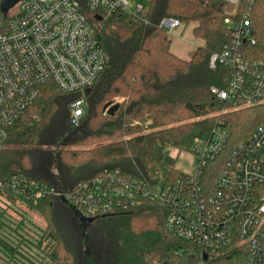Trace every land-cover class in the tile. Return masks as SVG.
Listing matches in <instances>:
<instances>
[{
	"label": "trees",
	"instance_id": "trees-1",
	"mask_svg": "<svg viewBox=\"0 0 264 264\" xmlns=\"http://www.w3.org/2000/svg\"><path fill=\"white\" fill-rule=\"evenodd\" d=\"M227 9L223 1L149 0L139 18L122 10L109 16L86 11L108 60L85 92L84 116L77 125L71 121L69 104L79 92L63 93L55 83H46L0 143V179L19 174L73 189L105 172H118L123 179H138L151 187L182 173L171 150L191 152L193 140L208 137L215 124L228 126L230 145L248 139L264 120V104L233 108L212 93L214 87L227 88L228 69L209 66L211 55L222 52L231 41ZM164 18L195 24L193 34L202 45L190 60L170 51V36L159 28ZM250 19L256 44L244 46L245 56L264 61V0H256ZM9 199V208L21 201L39 213L45 227L37 240H20L7 233L17 228L11 227L8 206L1 207L0 259L6 258L5 264H34L32 256L39 253L52 264L201 261L194 245L166 231L167 210L149 199L128 210L81 221L80 227H89L87 235L61 227L55 214L57 204L64 203L60 199ZM25 246L37 254L24 252Z\"/></svg>",
	"mask_w": 264,
	"mask_h": 264
},
{
	"label": "built area",
	"instance_id": "built-area-1",
	"mask_svg": "<svg viewBox=\"0 0 264 264\" xmlns=\"http://www.w3.org/2000/svg\"><path fill=\"white\" fill-rule=\"evenodd\" d=\"M4 1L0 0V143L49 82L63 93H80L69 104L71 121L77 125L85 114V92L108 60L86 11L109 16L122 10L139 18L146 8L139 4L132 10L128 0H18L5 11ZM211 1L231 8L225 19L231 41L209 62L212 69H228L227 88L214 87L212 93L233 108L263 105L264 61L248 60L244 52L245 45L256 44L250 19L256 0ZM181 25L178 19L164 18L159 28L170 35ZM191 152L198 158L195 174L181 173L151 187L138 179H123L118 172H105L73 189L14 174L0 179V208L10 204L9 196L35 202L52 197L93 219L149 199L167 210L166 231L199 250V264H264V120L235 145H230L228 126L215 124L208 137L193 140Z\"/></svg>",
	"mask_w": 264,
	"mask_h": 264
},
{
	"label": "rangeland",
	"instance_id": "rangeland-1",
	"mask_svg": "<svg viewBox=\"0 0 264 264\" xmlns=\"http://www.w3.org/2000/svg\"><path fill=\"white\" fill-rule=\"evenodd\" d=\"M128 1L130 2L132 10H135L137 5L139 4L143 5L145 8L149 4V0H128ZM227 8H228L227 11L230 15L231 8H229L228 6ZM194 26L195 24H190V25L182 24L181 27L176 29L174 34L169 35L170 51L185 60H190L197 47L202 45V42L198 40L193 34ZM116 100L121 101V98H116ZM171 155L176 158V168L178 169V171L189 175L195 174L198 164V158L193 152L183 151L179 154L177 149H173L171 150ZM63 202L64 203H58L55 208V214L61 227L64 230L70 231L71 233L74 234L77 233H82L85 235L89 234L90 232L89 227L87 226L83 228L80 227L81 224L80 215H75L72 209L69 207V205H67L65 201ZM7 206L8 209L6 213L11 215L13 220L11 227H13V229L17 228L15 231L13 230L12 233H11L12 228H9V230H7V233L9 232L8 234L10 235L15 234L16 237L19 238L20 240L23 237H27L31 241L37 240V238L42 234L43 228L45 227V222L42 216L37 212L28 210L21 203V201H17L12 208H9V204ZM18 211L23 215H20ZM18 225H22V226L20 227ZM30 247L33 248V245H30ZM23 249L24 252H28V253L31 252L37 254L36 252H33L32 249L27 248V246H25ZM32 258L34 259L33 260L34 264H52L49 261V259H47L42 253H39L36 256H32ZM5 259L6 258H3L2 256L0 259V264H5L6 262ZM25 264L28 263L25 262Z\"/></svg>",
	"mask_w": 264,
	"mask_h": 264
},
{
	"label": "water",
	"instance_id": "water-1",
	"mask_svg": "<svg viewBox=\"0 0 264 264\" xmlns=\"http://www.w3.org/2000/svg\"><path fill=\"white\" fill-rule=\"evenodd\" d=\"M17 1L18 0H5L4 1V5H3L4 6V10L8 11V9L11 8ZM98 19L101 20V18H98ZM78 215H80V214H78ZM80 219H81V221H84V222L92 220V219H87V218H85V217H83L81 215H80ZM204 260H207V256L206 255H204Z\"/></svg>",
	"mask_w": 264,
	"mask_h": 264
}]
</instances>
